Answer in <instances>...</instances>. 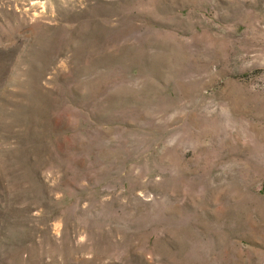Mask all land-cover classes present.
Instances as JSON below:
<instances>
[{
	"label": "rangeland",
	"instance_id": "1",
	"mask_svg": "<svg viewBox=\"0 0 264 264\" xmlns=\"http://www.w3.org/2000/svg\"><path fill=\"white\" fill-rule=\"evenodd\" d=\"M0 264H264V0H0Z\"/></svg>",
	"mask_w": 264,
	"mask_h": 264
}]
</instances>
